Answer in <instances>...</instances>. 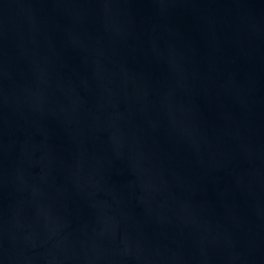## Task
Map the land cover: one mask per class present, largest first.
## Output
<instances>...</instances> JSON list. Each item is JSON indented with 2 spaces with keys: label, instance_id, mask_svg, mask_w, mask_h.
Returning <instances> with one entry per match:
<instances>
[{
  "label": "water",
  "instance_id": "95a60500",
  "mask_svg": "<svg viewBox=\"0 0 264 264\" xmlns=\"http://www.w3.org/2000/svg\"><path fill=\"white\" fill-rule=\"evenodd\" d=\"M0 264H264V0H0Z\"/></svg>",
  "mask_w": 264,
  "mask_h": 264
}]
</instances>
